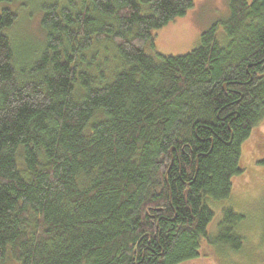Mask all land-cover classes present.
Instances as JSON below:
<instances>
[{
	"label": "trees",
	"instance_id": "obj_1",
	"mask_svg": "<svg viewBox=\"0 0 264 264\" xmlns=\"http://www.w3.org/2000/svg\"><path fill=\"white\" fill-rule=\"evenodd\" d=\"M192 6L55 0L28 58L0 7V264H182L203 243L217 264L247 248L258 264L244 215L223 203L264 121V0H229L223 32L183 55L146 51Z\"/></svg>",
	"mask_w": 264,
	"mask_h": 264
},
{
	"label": "rangeland",
	"instance_id": "obj_2",
	"mask_svg": "<svg viewBox=\"0 0 264 264\" xmlns=\"http://www.w3.org/2000/svg\"><path fill=\"white\" fill-rule=\"evenodd\" d=\"M52 1L55 0H14L0 6L8 8L16 15L14 26L10 31V39L20 58H28L30 49L36 50L40 46L43 38L40 27L42 7ZM58 1L62 3L66 0ZM192 2L193 6L185 15L152 32L154 39L151 46L146 47V51L162 56L183 55L198 44L202 32L211 25L216 24L217 31L223 32L221 23L228 17L229 0H192ZM142 8L145 11L144 4ZM95 47L99 53H107L108 70L117 64L111 44L103 42ZM240 164L243 172L231 178V198L225 201L223 206H232L236 212L244 215L246 225L243 233L252 241L246 244L251 247L254 244L256 255L261 260L257 263L264 264V121L252 131L250 137L241 146ZM217 213L209 225L210 233L214 231V222L218 220ZM203 244L201 250L205 251L206 256L182 264H217L218 254L213 252V249H210V252L207 249L203 250ZM249 251L247 248L239 259L232 258L233 261L254 264L255 257L250 258ZM1 264H16V262L5 257Z\"/></svg>",
	"mask_w": 264,
	"mask_h": 264
}]
</instances>
